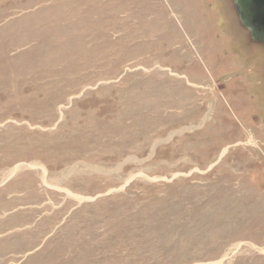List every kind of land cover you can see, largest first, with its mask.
I'll return each instance as SVG.
<instances>
[{
	"label": "rangeland",
	"instance_id": "1",
	"mask_svg": "<svg viewBox=\"0 0 264 264\" xmlns=\"http://www.w3.org/2000/svg\"><path fill=\"white\" fill-rule=\"evenodd\" d=\"M231 25L0 0V264H264V42Z\"/></svg>",
	"mask_w": 264,
	"mask_h": 264
},
{
	"label": "water",
	"instance_id": "2",
	"mask_svg": "<svg viewBox=\"0 0 264 264\" xmlns=\"http://www.w3.org/2000/svg\"><path fill=\"white\" fill-rule=\"evenodd\" d=\"M240 23L248 29L250 37L264 41V0H233Z\"/></svg>",
	"mask_w": 264,
	"mask_h": 264
},
{
	"label": "flooded vegetation",
	"instance_id": "3",
	"mask_svg": "<svg viewBox=\"0 0 264 264\" xmlns=\"http://www.w3.org/2000/svg\"><path fill=\"white\" fill-rule=\"evenodd\" d=\"M231 2H232V4H233V6H234V3H233V1L231 0ZM220 4H222L221 2H220ZM224 4V3H223ZM225 6V5H224ZM239 20V19H238ZM230 22V21H229ZM239 23H240V21H239ZM231 24V23H230ZM234 27L236 28V25H234ZM231 28H232V32L233 33H235V35H234V39L236 40V42H238V41H240V40H242V39H244V38H240L239 37V34L237 33V31H235L234 30V28H233V26L231 25ZM247 30V29H246ZM248 31V30H247ZM248 34H249V31H248ZM245 40V39H244ZM236 42L235 43H233V45L234 44H236ZM245 42L248 44V46H247V54H248V58L250 57V56H254L255 54V51H254V46H255V43L257 42V41H254V40H252L251 39V37H250V34H249V41H246L245 40ZM264 44V43H263ZM244 63H246V60H244ZM251 69H253V68H249V70H250V73H251Z\"/></svg>",
	"mask_w": 264,
	"mask_h": 264
}]
</instances>
